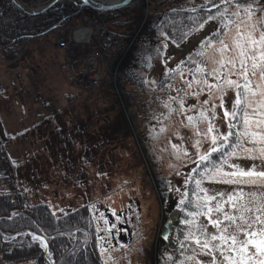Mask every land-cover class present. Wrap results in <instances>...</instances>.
I'll list each match as a JSON object with an SVG mask.
<instances>
[{
	"label": "rangeland",
	"instance_id": "obj_1",
	"mask_svg": "<svg viewBox=\"0 0 264 264\" xmlns=\"http://www.w3.org/2000/svg\"><path fill=\"white\" fill-rule=\"evenodd\" d=\"M14 1L39 8L50 0ZM138 1V8L115 21H130L129 30L114 21L98 25L114 37L148 29L158 38L149 23L162 13L159 0ZM165 1L167 8L207 6V0ZM220 1L225 17H234L228 31L195 58L224 15L207 17L180 43L164 30L167 37L152 50V65L138 71L139 84L119 78L129 53L117 66L122 42L115 54L98 53L100 28H93L84 47L56 44L86 24L83 19L23 42L12 59L0 57V122L9 133L3 132L0 144L15 163L19 187L28 202L46 203L55 216L88 206L104 264H165L175 254V264H264V0ZM13 23L0 10V24ZM90 54L96 56L86 64ZM115 68L117 78L111 74ZM89 71L98 73L99 83L85 85ZM20 83L33 89L35 102L29 92L18 97ZM239 87L246 91L240 146L203 182L197 208L183 211L193 168L234 126ZM176 208L178 245L172 250L160 235ZM183 225L188 232L181 237Z\"/></svg>",
	"mask_w": 264,
	"mask_h": 264
},
{
	"label": "trees",
	"instance_id": "obj_2",
	"mask_svg": "<svg viewBox=\"0 0 264 264\" xmlns=\"http://www.w3.org/2000/svg\"><path fill=\"white\" fill-rule=\"evenodd\" d=\"M21 1L26 5H31L42 0ZM217 1L219 0H207L206 8L198 7L193 10L171 7L169 3L167 8V1L159 0L156 5L162 6L163 10L162 18H157L158 28L165 30L168 38L174 43L183 42L185 37L194 32L207 17L226 13L225 9L222 8L224 2L217 3ZM235 1L243 3L244 0ZM139 5L138 0H133L131 4L119 10L94 12L88 8H79L64 2L48 7L40 13L28 14L19 9L11 0H0V10L15 22L13 26L10 25L11 27L0 24V57L2 59L14 58L22 48L23 42L63 27L72 20L83 19L94 24L115 22L119 16L133 12L132 7L138 8ZM165 8H167V12H164ZM233 22L234 17L232 15L228 17L224 15L223 20L218 22V29L209 35L203 46L197 48L195 58L204 52L209 42L218 41L220 36L234 24ZM129 23L130 21H119L118 23L115 22V26L127 31L129 30ZM120 37L125 38L127 36L121 34L118 38ZM152 58L151 49L144 44L132 47L122 60L119 69V78L122 83L127 81L131 85L139 84V82H135L140 74L138 71L141 68L148 69L152 65L150 62ZM245 94L246 91L239 87L238 100L240 103L237 105L232 119L234 126L228 129V136L223 144L208 153L206 158L193 168L188 177L185 197L182 201L183 211L193 212L197 208L195 199L201 191L203 182L220 169L231 158L234 151L239 148L242 141L241 133L244 130L242 114L246 102L244 100ZM235 126L236 132L234 131ZM0 165L4 166L5 169V172L0 175V179L5 183L4 189L0 188V259L4 263L45 264L44 249L40 247L39 243L30 240L27 235H20V237L9 239V241L2 239V233L9 235L23 230H32L46 237L48 252L53 264H84L80 259L87 260L89 264H104L98 249L96 222L88 206L84 205L61 216H55L53 210L46 203L28 202L25 191L18 185L15 163L8 155L6 147L1 144ZM187 232L188 227L183 225L179 228L181 237ZM178 260L179 255L175 254L172 258H166L164 261L165 264H175Z\"/></svg>",
	"mask_w": 264,
	"mask_h": 264
},
{
	"label": "water",
	"instance_id": "obj_3",
	"mask_svg": "<svg viewBox=\"0 0 264 264\" xmlns=\"http://www.w3.org/2000/svg\"><path fill=\"white\" fill-rule=\"evenodd\" d=\"M13 2H15L17 4L18 7H20L21 9H23L24 11L28 12V13H36L38 11H42L47 7L53 6V4H56L58 2H62L64 0H50L46 3H42V5L39 6V8H25L22 4H18L16 1L12 0ZM69 2L72 3H76V5L80 6V7H84V8H90L93 9L95 11H108V10H118L121 7H124L126 5L129 4V2L131 0H118V2L116 3H110L108 5H102L100 3H98V0H68ZM176 213H178V216L180 215L179 210H176ZM163 228L161 231V237L165 242H168L170 237H172V235L175 236V234H173V226H171V224L169 223L168 219L164 222L163 224ZM20 235L23 236H28L30 238V240L32 241H36L40 244L41 248L44 249V259H45V263L46 264H52V262L50 261L49 258V252H48V241L46 240V237L43 234H38L37 232H34L32 230L30 231H19V233L16 234H9V235H5L4 233H2V237L4 240H9V239H13V238H17L20 237ZM176 237V236H175Z\"/></svg>",
	"mask_w": 264,
	"mask_h": 264
},
{
	"label": "bare ground",
	"instance_id": "obj_4",
	"mask_svg": "<svg viewBox=\"0 0 264 264\" xmlns=\"http://www.w3.org/2000/svg\"><path fill=\"white\" fill-rule=\"evenodd\" d=\"M116 2H118V0H98V3H100V4H102V5H108V4H112V3H116ZM87 8V7H86ZM85 8V9H86ZM149 7L147 6V9H148ZM89 10H92V11H94V12H105V11H95V10H93V9H90V8H88ZM84 23H86V21L84 22ZM77 26H80V27H83L85 30H82V32H84V37H80V34H79V32H76V34L73 36V41L75 42V43H79L80 45H84V44H86L85 42H86V40H87V38H88V35H89V40H90V34H91V30H92V28H94V27H96V28H100V24L98 25V24H94V23H91L90 21L88 22L87 21V23L86 24H80V25H77ZM76 26V27H77ZM71 28H73V27H70V29ZM76 28H74V30H75ZM101 29V28H100ZM101 31H102V35H100V36H98V40H97V42H98V50H100L101 51V53H103L104 55L105 54H108V55H110L112 52H111V49H112V44H111V36H112V33L111 32H107V31H105V30H103V29H101ZM104 35H111L110 36V40L107 42L105 39L103 40V43L101 42L102 41V39H103V36ZM168 219V221H169V223L171 224V226H173V228L177 225V223L179 222V216H178V213H176V211H172L171 212V215L167 218ZM177 245H178V241L176 240V238H175V236L174 235H172V237H170V239H169V241H168V246H169V248L170 249H175V248H177Z\"/></svg>",
	"mask_w": 264,
	"mask_h": 264
},
{
	"label": "built area",
	"instance_id": "obj_5",
	"mask_svg": "<svg viewBox=\"0 0 264 264\" xmlns=\"http://www.w3.org/2000/svg\"><path fill=\"white\" fill-rule=\"evenodd\" d=\"M110 36L111 35H104L103 36V39H102V43H103V40L105 39L107 42L110 40ZM73 40V37L71 36V34H69L67 37L65 38H62L58 44H60V46H63L62 48L66 49V47L68 46V42L69 41H72ZM111 40H112V37H111ZM142 41H145L146 43H148L149 45H153L155 43V40H151L146 34L145 32H142L141 35L139 34H136V35H132L131 38L128 40V43L126 44H121L119 50L120 52L121 51H125L126 49H128L132 44L134 43H140ZM112 42V41H111ZM96 55L95 54H92L90 57H89V60H92L94 59ZM98 79V76L95 75V74H92V73H87L85 78H84V82L86 85H89V84H93L96 80Z\"/></svg>",
	"mask_w": 264,
	"mask_h": 264
},
{
	"label": "crops",
	"instance_id": "obj_6",
	"mask_svg": "<svg viewBox=\"0 0 264 264\" xmlns=\"http://www.w3.org/2000/svg\"><path fill=\"white\" fill-rule=\"evenodd\" d=\"M24 83H25V81H24ZM24 83H22V84H24ZM11 87H13V86H11ZM17 87H18V85H17ZM23 87H25V86H23V85H21V83L19 84V89H21L20 90V92H21V94L18 96V97H22V98H24V95L25 94H27L28 92L31 94L30 96H29V100H31L32 102L34 101L35 102V100L34 99H32V95H33V89H26V88H28V87H25L24 89H23ZM4 88H5V86H4ZM14 99H16V98H14ZM26 103V102H25ZM1 105V104H0ZM3 106V105H2ZM25 106V104H23L22 106H21V109L23 108ZM45 106H47V103H46V105ZM40 107V106H39ZM4 108V107H3ZM3 108H0V121L2 122V119H1V117H3L4 116V114H3V112H1V111H3ZM39 110V109H38ZM13 111H11V112H9V113H12ZM0 122V142L2 143L3 142V135H4V133L3 132H5V130H4V128H3V124ZM3 129V130H2ZM1 133H3V134H1ZM6 133V135L8 136V134L9 133H7V132H5ZM9 137V136H8Z\"/></svg>",
	"mask_w": 264,
	"mask_h": 264
},
{
	"label": "snow or ice",
	"instance_id": "obj_7",
	"mask_svg": "<svg viewBox=\"0 0 264 264\" xmlns=\"http://www.w3.org/2000/svg\"><path fill=\"white\" fill-rule=\"evenodd\" d=\"M261 40L264 41V36H262ZM239 103H240V101L237 100V104H239ZM213 150H215V149H213ZM248 174H250V173H245V175H248ZM261 175H264V173H261Z\"/></svg>",
	"mask_w": 264,
	"mask_h": 264
}]
</instances>
